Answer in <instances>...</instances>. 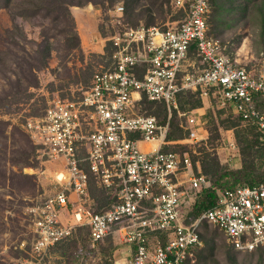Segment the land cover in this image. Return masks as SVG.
Returning a JSON list of instances; mask_svg holds the SVG:
<instances>
[{
	"label": "built area",
	"instance_id": "built-area-1",
	"mask_svg": "<svg viewBox=\"0 0 264 264\" xmlns=\"http://www.w3.org/2000/svg\"><path fill=\"white\" fill-rule=\"evenodd\" d=\"M171 5L179 15L171 25L123 23L110 33L103 42L110 46L109 65L93 74L81 95L55 97L42 115L22 123L39 162L55 166L56 190L29 206L33 238L19 264H48L49 250L80 227L92 245L111 236L130 248L113 264H187L203 246V223L218 228L235 251L264 245V180L216 190L212 205L191 218L196 200L213 183L192 171L186 153L163 148L205 139L202 105L229 110L264 134V54L251 64L224 55L208 35L210 0ZM187 93L200 103L180 113L178 98ZM145 102L164 105L163 123L141 111ZM173 111L185 119L182 141L167 139ZM91 182L108 199L99 211L90 207ZM69 205L64 222L60 216Z\"/></svg>",
	"mask_w": 264,
	"mask_h": 264
},
{
	"label": "rangeland",
	"instance_id": "rangeland-1",
	"mask_svg": "<svg viewBox=\"0 0 264 264\" xmlns=\"http://www.w3.org/2000/svg\"><path fill=\"white\" fill-rule=\"evenodd\" d=\"M171 2L0 0V264H19L25 257L26 244L33 238L28 208L56 190L55 166L39 162L22 126L25 118L42 115L55 97H79L93 74L109 65L104 38L122 25L132 28L171 25L179 18ZM210 3L208 33L219 43L224 55L234 63L251 64L264 54V0H210ZM118 8H122L121 13ZM195 98L191 93L182 95L179 112L198 106L191 102ZM148 104L145 102L141 111L148 113ZM158 105H150V110L158 111ZM201 108L196 110L202 114L204 125L200 133L205 139L199 144L183 141L163 148L186 153L193 172L202 173L204 162L207 172L202 174L212 183L215 179L221 181L209 173L216 160L220 167L218 175L224 174L225 180L238 184L243 164L242 145L236 134L246 132L250 126H244L229 110L207 105ZM179 112H172L170 122L174 121V126L169 125L167 131V135L170 132L178 137L173 141H182L185 136V119ZM260 172H264V167ZM88 192L93 211L107 206L108 199H104L105 194L93 182ZM200 234L203 246L192 253L187 264H264V245L252 252L235 251L225 235L207 223L201 225ZM23 242L25 246L21 247ZM117 242L108 236L92 245L87 229L80 227L68 240L49 250L47 261L113 264V255L121 247Z\"/></svg>",
	"mask_w": 264,
	"mask_h": 264
},
{
	"label": "trees",
	"instance_id": "trees-1",
	"mask_svg": "<svg viewBox=\"0 0 264 264\" xmlns=\"http://www.w3.org/2000/svg\"><path fill=\"white\" fill-rule=\"evenodd\" d=\"M210 7L212 8L211 3H210ZM105 49L107 50L109 56L110 55L109 44L106 45ZM180 97L181 96H179V98ZM191 102L199 104L200 99L196 96V98L194 100H191ZM148 105L149 106L147 107V109L149 111L147 114L155 115L158 121L160 123H163V120L166 119L165 118L166 112L165 110L163 111L164 105H158L159 112L157 110L156 111L150 110L151 108L150 105H153V103H149ZM160 108H162V110ZM170 125L173 128L174 121H171ZM244 133H246L247 135ZM244 133H239V135L238 133L236 134L237 142L240 145H242V147L240 148L242 164H243V168H241L242 169L241 181L238 184L236 183V181L228 182L227 180H225L224 174L218 175L220 173V167L218 162L214 160L213 170L211 169V172L209 171V173L215 178L220 179L221 181H218L217 179L213 180V186L208 190L204 191V193L196 200V203L194 204L192 211L189 214L191 218H196L197 216H199L200 213L205 209L206 205L208 206L212 205L213 200L215 199L216 190L231 189L236 185L254 186L257 183L264 180V172H260V169L264 167V134L257 131L255 126H250L249 129L246 130V132ZM176 138L178 137L174 136L170 132L167 135L168 140L169 139L175 140ZM205 167L206 165L204 164V162H202V173L207 172V169ZM101 191L103 194H105L103 190ZM106 198L107 197L105 195L104 199L106 200Z\"/></svg>",
	"mask_w": 264,
	"mask_h": 264
},
{
	"label": "crops",
	"instance_id": "crops-1",
	"mask_svg": "<svg viewBox=\"0 0 264 264\" xmlns=\"http://www.w3.org/2000/svg\"><path fill=\"white\" fill-rule=\"evenodd\" d=\"M144 146L142 145V148H143ZM76 200V196L74 195V194H70V201H75ZM71 209V205H69L68 206V209H67V211L66 212H64V213H62L61 214V220L62 221H66V215H67V212L69 211ZM129 250H130V248L129 247H127V246H125V245H121V247L118 249V250H116L115 251V253H114V260H122V259H125L126 257H128L129 256Z\"/></svg>",
	"mask_w": 264,
	"mask_h": 264
}]
</instances>
